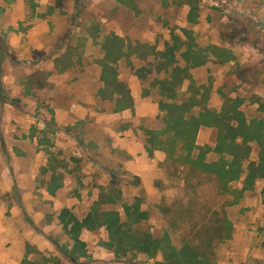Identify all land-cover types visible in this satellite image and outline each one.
Listing matches in <instances>:
<instances>
[{"label":"rangeland","instance_id":"obj_1","mask_svg":"<svg viewBox=\"0 0 264 264\" xmlns=\"http://www.w3.org/2000/svg\"><path fill=\"white\" fill-rule=\"evenodd\" d=\"M10 106L40 158L23 147L16 168L38 179L13 189L0 161V264H168L162 253L117 257L105 228L76 245L63 218L99 205L126 220L138 199L141 229L177 251L264 264V179L242 192L264 155V0H0V156ZM203 114L239 128L247 157L236 163L209 119L192 146L175 139L171 120L194 133Z\"/></svg>","mask_w":264,"mask_h":264},{"label":"trees","instance_id":"obj_2","mask_svg":"<svg viewBox=\"0 0 264 264\" xmlns=\"http://www.w3.org/2000/svg\"><path fill=\"white\" fill-rule=\"evenodd\" d=\"M104 74L106 76L108 72L105 71ZM163 90L167 94L172 93L166 83L163 84ZM192 106L191 101L187 102L185 111H190ZM170 117L173 118L174 114L171 113ZM207 119L211 121L207 125L216 127L219 130L221 139H229L231 141L230 152L234 156L236 163L247 157L250 151L249 146H247L248 138H245L243 145L236 144L239 128L227 122L224 116H212V119H210L206 114L201 115V117L194 120V127H196L194 133L183 129L181 125L177 126L173 119L170 123L171 129L175 131V139L184 140L187 146H192L200 123L206 124L203 121ZM180 120L182 124H187L183 117H180ZM242 150L246 152L244 156H240V151ZM247 172L242 192L253 190L256 182L264 179V155L261 156L258 163H251L247 168ZM235 178L239 180V174ZM123 210L126 220L123 219L119 212H101L99 205H95L90 214L83 220L71 215L68 211L63 212V218L69 217L66 226L71 227L70 235L76 245H82L81 235L84 230L105 228L109 237L107 245L117 257L142 254L149 259H155L162 253L168 264H209L206 256L201 257L196 253L187 254L191 250L188 247L179 252L169 242L165 243V240L155 237L151 232L142 230L141 225L149 219V214L142 210V203L139 199L133 205L126 204Z\"/></svg>","mask_w":264,"mask_h":264},{"label":"crops","instance_id":"obj_3","mask_svg":"<svg viewBox=\"0 0 264 264\" xmlns=\"http://www.w3.org/2000/svg\"><path fill=\"white\" fill-rule=\"evenodd\" d=\"M10 110L5 111V115L6 118L5 120H9V123L7 126H5V128H7V136H9L8 138L11 140V144H9L8 146H3L2 151H1V156H0V161L1 162H6V159L8 162H10V167H8L5 171H3V173L1 174V178L6 181L8 187H10V189H13L15 183L13 182V180L15 179H27V180H31V182L33 184L36 183L37 179H38V173L35 171V169H32L29 172H18L15 163H18L19 161H21V159L26 160L28 157H30V154H28V152L23 148L26 147V145H30V147H32V149L35 150V153L31 156V162H33L34 160V164L36 165L38 163V159L40 158V156L38 155V136L35 137V142H31V140L29 139V135L27 134L26 130H23L25 128H23L20 124V122H17V120H15L13 118V114H16L17 111L15 110V107L10 106L9 107ZM20 110V109H18ZM72 109L68 110V111H63V110H58L57 111V115L58 118L62 119L64 114H67L68 116L70 115V113H72V117L74 116ZM29 129V128H28ZM19 132L22 133L23 137H19L18 134ZM1 135V132H0ZM20 135V134H19ZM28 136V137H27ZM41 139V138H39ZM30 141V142H28ZM5 152V153H4ZM3 154H6L3 157ZM34 158V159H33ZM15 167H14V166ZM36 185V184H35ZM38 186V185H37ZM37 186H34V193L39 194L43 192L42 188H38ZM27 186H23L20 185L18 188L16 187V191H19L20 194H24L25 196H27L28 194V190H27ZM33 192V191H30ZM45 193L48 194L47 191H45ZM15 209H16V205H15ZM16 211V210H15ZM38 214L35 213V220L38 221L37 218ZM3 218H0V241H6L7 239V232L8 230H6L7 227L4 226L3 223ZM23 223L25 224V222L23 221Z\"/></svg>","mask_w":264,"mask_h":264}]
</instances>
